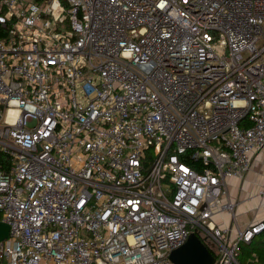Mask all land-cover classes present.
<instances>
[{
  "label": "built area",
  "instance_id": "obj_1",
  "mask_svg": "<svg viewBox=\"0 0 264 264\" xmlns=\"http://www.w3.org/2000/svg\"><path fill=\"white\" fill-rule=\"evenodd\" d=\"M263 153L264 0H0V264H239Z\"/></svg>",
  "mask_w": 264,
  "mask_h": 264
},
{
  "label": "crops",
  "instance_id": "obj_2",
  "mask_svg": "<svg viewBox=\"0 0 264 264\" xmlns=\"http://www.w3.org/2000/svg\"><path fill=\"white\" fill-rule=\"evenodd\" d=\"M255 159H260L261 165L256 166ZM252 169L243 179H229L226 183L228 194L232 202H236L237 206L235 209V214L237 218L243 216L245 213L251 215V218L246 219V222L241 227L251 222L253 219L264 220V202L258 204L257 206H252V198H257V193L261 182L264 180V175L259 173L262 164H264V153L257 155L255 157ZM222 221L228 225L230 223V217L228 215L222 216Z\"/></svg>",
  "mask_w": 264,
  "mask_h": 264
},
{
  "label": "water",
  "instance_id": "obj_3",
  "mask_svg": "<svg viewBox=\"0 0 264 264\" xmlns=\"http://www.w3.org/2000/svg\"><path fill=\"white\" fill-rule=\"evenodd\" d=\"M8 230V226L0 222V242L6 239ZM169 261L172 264H214L215 259L204 242L191 234L185 244L170 253Z\"/></svg>",
  "mask_w": 264,
  "mask_h": 264
},
{
  "label": "rangeland",
  "instance_id": "obj_4",
  "mask_svg": "<svg viewBox=\"0 0 264 264\" xmlns=\"http://www.w3.org/2000/svg\"><path fill=\"white\" fill-rule=\"evenodd\" d=\"M255 165L259 166L261 165L260 159H255ZM259 173H262L264 175V164H262L261 169L259 171V167L257 170ZM251 205L257 206L260 203H263L264 201L261 200L259 197L257 198H252ZM264 208V207H263ZM251 218V215H248V213H245L243 216H240L237 218L238 225L241 227L244 223L246 222V219ZM264 241V238L257 237L255 238L252 246H242L241 250L237 256V261L239 264H259V259H258V254L256 252V248H259V245L262 244ZM210 249L214 248V245L208 241L205 242Z\"/></svg>",
  "mask_w": 264,
  "mask_h": 264
},
{
  "label": "trees",
  "instance_id": "obj_5",
  "mask_svg": "<svg viewBox=\"0 0 264 264\" xmlns=\"http://www.w3.org/2000/svg\"><path fill=\"white\" fill-rule=\"evenodd\" d=\"M261 236L264 238V231L260 235H258L257 237H261ZM254 240L250 243V245H247V246H249V247L252 246ZM205 246L207 247V249L210 252V254L212 256H215L214 252L207 245H205ZM256 252L258 254L259 264H264V241H263L262 244L259 245V248H256Z\"/></svg>",
  "mask_w": 264,
  "mask_h": 264
}]
</instances>
